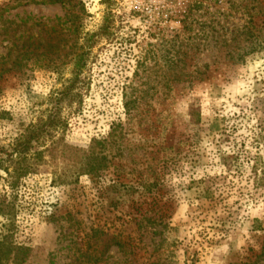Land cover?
Here are the masks:
<instances>
[{
    "label": "rangeland",
    "instance_id": "obj_1",
    "mask_svg": "<svg viewBox=\"0 0 264 264\" xmlns=\"http://www.w3.org/2000/svg\"><path fill=\"white\" fill-rule=\"evenodd\" d=\"M23 1L0 0V155L86 61L36 172L0 169V264H264V0H117L97 41L101 0Z\"/></svg>",
    "mask_w": 264,
    "mask_h": 264
},
{
    "label": "trees",
    "instance_id": "obj_2",
    "mask_svg": "<svg viewBox=\"0 0 264 264\" xmlns=\"http://www.w3.org/2000/svg\"><path fill=\"white\" fill-rule=\"evenodd\" d=\"M18 3H21V0ZM34 3H60L62 5H67L69 9H72L70 6L72 0H31ZM259 1V0H258ZM25 3L28 2V0L23 1ZM101 3L106 5L107 11L102 17L101 23L98 26V28L93 31L91 34H84L83 41L87 39L88 37L92 38V41L99 40V39H114L116 35V24H115V12L113 11L114 6L117 4V0H101ZM260 7H261V3ZM66 15L70 19H74L78 17V14L75 13L73 10H68L66 12ZM82 41V45L80 48L82 49L84 45ZM95 41L93 43H95ZM88 42V40H87ZM90 44V43H89ZM88 44V45H89ZM92 44V43H91ZM90 44V45H91ZM28 54V52H27ZM86 51H80L77 54V59L75 60L74 66H73V72L74 75L72 78L67 79L66 83H64V86L62 85V88L56 91L55 96L51 97L49 99L51 107H49L46 112L43 113L44 116L42 119H39V121L35 123H29L22 131L18 133L16 138L14 139L13 143L7 149L4 151V155H0V169H2L7 176L9 177L10 186H14L17 179H20L21 177L27 175L28 173H35L37 168V163L35 162L34 165L29 166L27 163L24 162V160L29 156L31 151L36 148L41 141H43L46 137L54 136L56 133V130L60 128V126L64 125V122L66 120L62 116V110L63 108L70 107L71 104L74 102L73 100L78 96L80 97L79 91H77L76 85L80 82L83 85V78H81V73L83 70V67L85 65L86 61ZM81 63V64H80ZM81 78V79H80ZM126 95H124L125 98ZM134 100H125L123 102L124 107V115L128 119H132L135 114L133 113L134 107H133ZM120 124L116 123L112 125L111 131L108 133V139L113 140L112 138H118L122 136L123 132L121 130H117V127ZM107 139V138H106ZM106 139H103V145L104 149H106V144L108 143ZM115 140V139H114ZM258 143H264V136L260 135L258 138ZM95 143V142H94ZM94 143L89 147L86 157L87 162L84 165V173H90L93 176L97 172H99L100 168H102L101 159L104 158V156L100 155L103 151L102 146L100 145L101 142H98L100 146H95ZM102 144V143H101ZM105 155V154H104ZM106 157V156H105ZM256 159V161H255ZM258 155L254 158V163L251 165V168L256 174L257 172V164L258 162ZM157 206V205H156ZM162 207L163 206H157V212L152 217L154 219H162ZM149 211L146 212V214ZM0 214H5L3 209L0 208ZM167 225L164 224L163 227H166ZM109 243L114 244L120 249H124L125 247H128L127 244H125L123 241H120L115 236H111L109 238ZM1 245V244H0ZM130 246V245H129ZM131 247V246H130ZM264 249V248H262ZM20 251V249H18ZM0 255H5L0 252ZM71 264V263H67ZM238 264H257V261H248V262H242Z\"/></svg>",
    "mask_w": 264,
    "mask_h": 264
}]
</instances>
